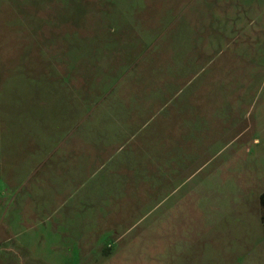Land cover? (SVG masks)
Masks as SVG:
<instances>
[{
    "label": "rangeland",
    "instance_id": "rangeland-1",
    "mask_svg": "<svg viewBox=\"0 0 264 264\" xmlns=\"http://www.w3.org/2000/svg\"><path fill=\"white\" fill-rule=\"evenodd\" d=\"M264 0H0V264H264Z\"/></svg>",
    "mask_w": 264,
    "mask_h": 264
},
{
    "label": "trees",
    "instance_id": "trees-1",
    "mask_svg": "<svg viewBox=\"0 0 264 264\" xmlns=\"http://www.w3.org/2000/svg\"><path fill=\"white\" fill-rule=\"evenodd\" d=\"M260 201L264 205V193L260 195ZM263 222H264V219H263Z\"/></svg>",
    "mask_w": 264,
    "mask_h": 264
},
{
    "label": "crops",
    "instance_id": "crops-1",
    "mask_svg": "<svg viewBox=\"0 0 264 264\" xmlns=\"http://www.w3.org/2000/svg\"><path fill=\"white\" fill-rule=\"evenodd\" d=\"M263 193H264V191H262V193H261V194H263ZM261 194H260V195H261ZM263 225H264V222H263Z\"/></svg>",
    "mask_w": 264,
    "mask_h": 264
}]
</instances>
